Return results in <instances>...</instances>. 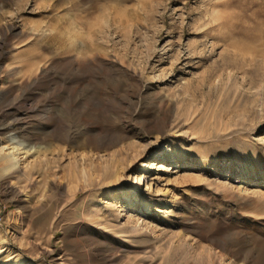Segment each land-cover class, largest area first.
Returning <instances> with one entry per match:
<instances>
[{"label":"rangeland","instance_id":"rangeland-1","mask_svg":"<svg viewBox=\"0 0 264 264\" xmlns=\"http://www.w3.org/2000/svg\"><path fill=\"white\" fill-rule=\"evenodd\" d=\"M0 264H264V0H0Z\"/></svg>","mask_w":264,"mask_h":264}]
</instances>
